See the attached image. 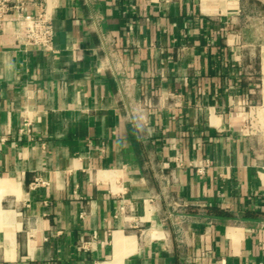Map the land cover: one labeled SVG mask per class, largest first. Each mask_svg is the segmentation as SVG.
Masks as SVG:
<instances>
[{"label":"crops","instance_id":"obj_1","mask_svg":"<svg viewBox=\"0 0 264 264\" xmlns=\"http://www.w3.org/2000/svg\"><path fill=\"white\" fill-rule=\"evenodd\" d=\"M41 6L51 49L0 33V264H264V0Z\"/></svg>","mask_w":264,"mask_h":264},{"label":"built area","instance_id":"obj_2","mask_svg":"<svg viewBox=\"0 0 264 264\" xmlns=\"http://www.w3.org/2000/svg\"><path fill=\"white\" fill-rule=\"evenodd\" d=\"M30 0H0V33L4 29L8 20H15L19 23V35L29 44L45 49L53 46L54 28L49 12L40 7L37 12L27 11ZM30 120H25L20 128L21 133H32ZM5 137L0 138V143L5 141ZM41 180L37 179L35 185Z\"/></svg>","mask_w":264,"mask_h":264},{"label":"trees","instance_id":"obj_3","mask_svg":"<svg viewBox=\"0 0 264 264\" xmlns=\"http://www.w3.org/2000/svg\"><path fill=\"white\" fill-rule=\"evenodd\" d=\"M209 211H212L214 213L221 214V215H229L230 214V212L228 210H225V209L219 208V207L210 206Z\"/></svg>","mask_w":264,"mask_h":264}]
</instances>
